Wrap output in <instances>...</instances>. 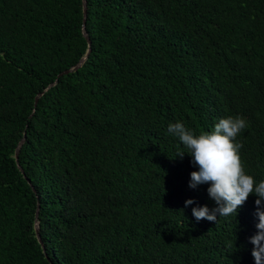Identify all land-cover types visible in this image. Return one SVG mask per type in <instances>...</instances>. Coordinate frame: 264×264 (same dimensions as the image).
Masks as SVG:
<instances>
[{
	"label": "trees",
	"instance_id": "1",
	"mask_svg": "<svg viewBox=\"0 0 264 264\" xmlns=\"http://www.w3.org/2000/svg\"><path fill=\"white\" fill-rule=\"evenodd\" d=\"M86 2L90 50L82 0H0V264H255L257 197L197 221L216 204L167 129L246 119L264 180V0Z\"/></svg>",
	"mask_w": 264,
	"mask_h": 264
},
{
	"label": "clouds",
	"instance_id": "2",
	"mask_svg": "<svg viewBox=\"0 0 264 264\" xmlns=\"http://www.w3.org/2000/svg\"><path fill=\"white\" fill-rule=\"evenodd\" d=\"M248 127L246 119L229 116L220 119L213 131L199 135L182 122L170 123L167 131L186 149L178 152L177 157L183 159L185 154L189 155L193 166L198 168L190 173L189 187L196 189L200 185H209V198L215 201L216 207L198 205L192 209L197 221L206 219L217 224L220 217H237L250 195L257 197L255 214L258 223L256 234L250 237V243L254 245L251 254L255 264H264V180L256 182L247 174L240 154L243 144L237 140ZM194 203L195 200L188 199L185 207ZM231 246L229 243L228 247Z\"/></svg>",
	"mask_w": 264,
	"mask_h": 264
},
{
	"label": "water",
	"instance_id": "3",
	"mask_svg": "<svg viewBox=\"0 0 264 264\" xmlns=\"http://www.w3.org/2000/svg\"><path fill=\"white\" fill-rule=\"evenodd\" d=\"M82 4H83V17H82V27H81V28H82V33H83V35H84V37L86 38L87 43H88V50H90V42H91V40H90L89 34H88V32H87V30H86V28H85V21H86V15H87V2H86V0H82ZM86 55H87V53H85V54L79 59V61H78L77 63H75L74 65H72L71 67L66 68V69L60 71V72L58 73V76H59L60 74H62V73H66V72H69V71H72V70L78 68V66H80V65L82 64V62H83V60L85 59ZM56 80H57V78H56L54 81L50 82V83H49V84L43 89V91L46 90V89H47L49 86H51L52 84H54V83L56 82ZM43 91L38 92V93L36 94L34 104H36L39 95H40ZM24 139H25V134H23V136L20 138V140L18 141V143H17V145H16V148H15L14 156H15L17 162H18V154H19L20 146L22 145ZM18 166H19V168L21 169V171H23L22 167H21L19 164H18ZM37 215H38V207L36 208V212H35V216H36V218H35L34 226H35L36 236H37L38 240L42 243V239H41L40 232H39V225H38ZM42 245H43V244H42Z\"/></svg>",
	"mask_w": 264,
	"mask_h": 264
}]
</instances>
